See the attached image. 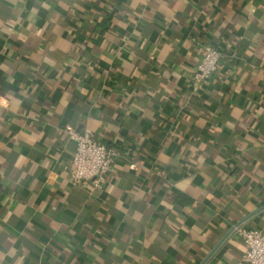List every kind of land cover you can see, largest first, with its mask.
Wrapping results in <instances>:
<instances>
[{
	"label": "crops",
	"instance_id": "crops-1",
	"mask_svg": "<svg viewBox=\"0 0 264 264\" xmlns=\"http://www.w3.org/2000/svg\"><path fill=\"white\" fill-rule=\"evenodd\" d=\"M69 128L119 152L105 188L70 182ZM238 225L264 230V0H0V264H248Z\"/></svg>",
	"mask_w": 264,
	"mask_h": 264
},
{
	"label": "built area",
	"instance_id": "built-area-1",
	"mask_svg": "<svg viewBox=\"0 0 264 264\" xmlns=\"http://www.w3.org/2000/svg\"><path fill=\"white\" fill-rule=\"evenodd\" d=\"M222 55L217 47L210 44L205 46L204 54L193 73V93L200 91L218 70ZM68 133L76 144L70 182L90 192L105 188L119 152L95 139L89 130L69 128ZM234 229L247 244L243 260L248 264H264V230L241 225Z\"/></svg>",
	"mask_w": 264,
	"mask_h": 264
},
{
	"label": "trees",
	"instance_id": "trees-1",
	"mask_svg": "<svg viewBox=\"0 0 264 264\" xmlns=\"http://www.w3.org/2000/svg\"><path fill=\"white\" fill-rule=\"evenodd\" d=\"M198 64V63H197Z\"/></svg>",
	"mask_w": 264,
	"mask_h": 264
}]
</instances>
